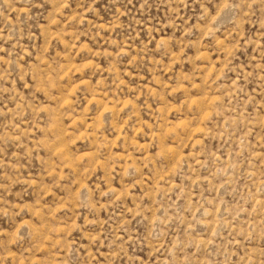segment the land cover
I'll use <instances>...</instances> for the list:
<instances>
[{
  "label": "rangeland",
  "instance_id": "obj_1",
  "mask_svg": "<svg viewBox=\"0 0 264 264\" xmlns=\"http://www.w3.org/2000/svg\"><path fill=\"white\" fill-rule=\"evenodd\" d=\"M0 264H264V0H0Z\"/></svg>",
  "mask_w": 264,
  "mask_h": 264
}]
</instances>
